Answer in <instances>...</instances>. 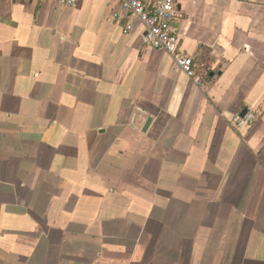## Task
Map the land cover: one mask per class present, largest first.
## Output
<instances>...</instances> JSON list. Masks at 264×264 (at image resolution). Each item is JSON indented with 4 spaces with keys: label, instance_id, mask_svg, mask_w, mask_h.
<instances>
[{
    "label": "crops",
    "instance_id": "obj_1",
    "mask_svg": "<svg viewBox=\"0 0 264 264\" xmlns=\"http://www.w3.org/2000/svg\"><path fill=\"white\" fill-rule=\"evenodd\" d=\"M177 1L199 83L119 0H0V264H264V0Z\"/></svg>",
    "mask_w": 264,
    "mask_h": 264
},
{
    "label": "built area",
    "instance_id": "obj_2",
    "mask_svg": "<svg viewBox=\"0 0 264 264\" xmlns=\"http://www.w3.org/2000/svg\"><path fill=\"white\" fill-rule=\"evenodd\" d=\"M64 5H75L77 0H56ZM119 10L113 12L117 21L123 23L124 32H130L136 23L143 30L144 46L169 53L182 73L199 83L193 69L192 58L178 51V37L174 23L183 17L177 0H119ZM251 111L236 114L233 125L242 127L252 119Z\"/></svg>",
    "mask_w": 264,
    "mask_h": 264
}]
</instances>
